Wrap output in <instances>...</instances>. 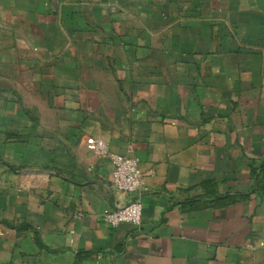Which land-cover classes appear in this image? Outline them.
Wrapping results in <instances>:
<instances>
[{"label":"crops","instance_id":"0c3cea01","mask_svg":"<svg viewBox=\"0 0 264 264\" xmlns=\"http://www.w3.org/2000/svg\"><path fill=\"white\" fill-rule=\"evenodd\" d=\"M0 264H264V0H0Z\"/></svg>","mask_w":264,"mask_h":264},{"label":"built area","instance_id":"2783aa9c","mask_svg":"<svg viewBox=\"0 0 264 264\" xmlns=\"http://www.w3.org/2000/svg\"><path fill=\"white\" fill-rule=\"evenodd\" d=\"M86 147L97 157L107 159L111 164L112 188L131 197L127 204L104 213L103 223L112 228L123 223L139 227L142 213L141 196L147 189L144 187L138 158L132 155V150L126 155L111 153L104 141L93 137L86 139Z\"/></svg>","mask_w":264,"mask_h":264}]
</instances>
